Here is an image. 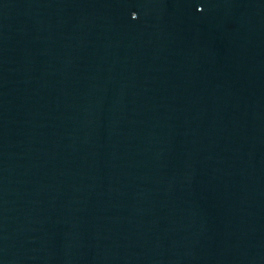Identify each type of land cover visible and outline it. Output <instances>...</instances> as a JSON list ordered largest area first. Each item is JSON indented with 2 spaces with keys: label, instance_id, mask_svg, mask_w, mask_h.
<instances>
[{
  "label": "water",
  "instance_id": "95a60500",
  "mask_svg": "<svg viewBox=\"0 0 264 264\" xmlns=\"http://www.w3.org/2000/svg\"><path fill=\"white\" fill-rule=\"evenodd\" d=\"M0 264H264V0H0Z\"/></svg>",
  "mask_w": 264,
  "mask_h": 264
}]
</instances>
